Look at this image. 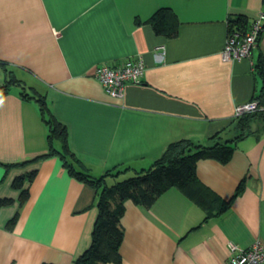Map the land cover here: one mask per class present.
Returning <instances> with one entry per match:
<instances>
[{"label":"crops","instance_id":"1","mask_svg":"<svg viewBox=\"0 0 264 264\" xmlns=\"http://www.w3.org/2000/svg\"><path fill=\"white\" fill-rule=\"evenodd\" d=\"M160 8L175 14L173 37L147 22ZM261 11L263 0H0V60L44 96L90 174L141 169L176 140L233 137L235 106L264 97L255 67L264 60V30L248 57L222 58L229 16L251 23ZM127 59L144 64L141 81L113 97L93 70ZM6 75L0 66V84ZM16 87L0 99V201L12 200L0 206V264H73L91 242L94 190L57 155L5 169L48 149L37 103ZM250 130L229 161L196 163L198 180L221 199L242 185L220 215L204 220L202 207L175 187L150 207L125 201L119 264H225L230 243H264V123L251 121ZM29 170L36 173L20 205L12 182Z\"/></svg>","mask_w":264,"mask_h":264},{"label":"trees","instance_id":"2","mask_svg":"<svg viewBox=\"0 0 264 264\" xmlns=\"http://www.w3.org/2000/svg\"><path fill=\"white\" fill-rule=\"evenodd\" d=\"M147 22L151 24L156 34H162L166 37L176 35L177 22L175 14L169 8L158 9ZM250 24L244 16L230 15L228 18V31L229 33L244 34L249 29ZM262 27L263 31L264 22ZM0 66L7 74V79L3 84H0V99L9 92L11 86H19V94L23 99L35 100L39 107L40 116L47 127L46 137L48 143V149L45 153L26 161L3 164L5 169L25 168L38 163L42 159L57 155L70 175L94 190L93 205L97 207L98 214L93 224L91 242L75 258L73 264H119L121 262L119 249L124 233L120 220L125 210L126 200H131L136 205L150 207L164 191L175 187L202 207L205 213L204 220H206L225 212L230 207L233 198L240 193L242 185L237 187L228 201L219 198L198 180L196 163L200 159H216L222 163L229 161L236 148V141L252 132L250 130L251 121L258 119L264 123V117L261 113H245L234 117L231 122V124H234V131L232 132L234 136L228 139H224L221 132L215 133L208 139L207 143L182 138L169 143L164 148L161 156L146 168L115 167L102 175L93 176L71 151L67 129L49 112L44 96L32 87H25L8 70L6 63L2 60H0ZM255 67L261 77V91L264 94V60L261 57ZM254 99L264 102L263 95ZM55 142H58L59 145ZM128 170L131 172L127 173ZM35 173L36 170H29L15 177L12 182V186L20 190L18 198L20 205L28 197V189L24 188V184L30 183ZM11 201V199H3L0 201V206ZM16 217L17 214L8 221L6 226L8 229L13 227Z\"/></svg>","mask_w":264,"mask_h":264},{"label":"built area","instance_id":"3","mask_svg":"<svg viewBox=\"0 0 264 264\" xmlns=\"http://www.w3.org/2000/svg\"><path fill=\"white\" fill-rule=\"evenodd\" d=\"M264 22V12L261 11L251 22L249 29L244 33H228L222 58L224 60L248 57L258 42ZM144 64L141 60L127 59L118 64L102 63L95 66L93 74L103 85L104 90L113 97H122L124 87L128 83L136 84L141 81ZM259 112L264 117V102L254 98L238 104L234 108V117L245 113ZM229 255L225 264H264V243L259 240L246 248L233 243L229 244Z\"/></svg>","mask_w":264,"mask_h":264},{"label":"rangeland","instance_id":"4","mask_svg":"<svg viewBox=\"0 0 264 264\" xmlns=\"http://www.w3.org/2000/svg\"><path fill=\"white\" fill-rule=\"evenodd\" d=\"M12 88H14V89H16L17 87L16 86H11ZM55 144H57V145H59V143L58 142H55ZM125 175H127V174H125ZM125 175H123V176H125ZM122 176V177H123Z\"/></svg>","mask_w":264,"mask_h":264}]
</instances>
